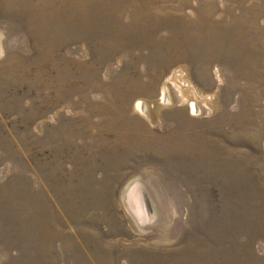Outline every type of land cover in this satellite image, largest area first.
I'll return each instance as SVG.
<instances>
[{"label": "rangeland", "instance_id": "374dc122", "mask_svg": "<svg viewBox=\"0 0 264 264\" xmlns=\"http://www.w3.org/2000/svg\"><path fill=\"white\" fill-rule=\"evenodd\" d=\"M0 264H264V0H0Z\"/></svg>", "mask_w": 264, "mask_h": 264}, {"label": "bare ground", "instance_id": "6f19581e", "mask_svg": "<svg viewBox=\"0 0 264 264\" xmlns=\"http://www.w3.org/2000/svg\"><path fill=\"white\" fill-rule=\"evenodd\" d=\"M142 107H143V106H142ZM194 110H195V112H198V109H197V107H195V106H194Z\"/></svg>", "mask_w": 264, "mask_h": 264}]
</instances>
